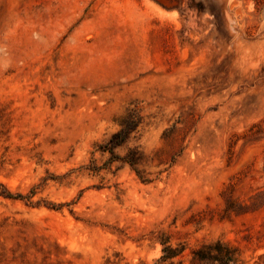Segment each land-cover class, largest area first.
Segmentation results:
<instances>
[{
    "label": "rangeland",
    "instance_id": "rangeland-1",
    "mask_svg": "<svg viewBox=\"0 0 264 264\" xmlns=\"http://www.w3.org/2000/svg\"><path fill=\"white\" fill-rule=\"evenodd\" d=\"M0 264H264V0H0Z\"/></svg>",
    "mask_w": 264,
    "mask_h": 264
},
{
    "label": "trees",
    "instance_id": "trees-1",
    "mask_svg": "<svg viewBox=\"0 0 264 264\" xmlns=\"http://www.w3.org/2000/svg\"><path fill=\"white\" fill-rule=\"evenodd\" d=\"M144 123L145 116L142 109L131 104L119 119L120 129L114 133L106 143L98 145V149L94 152H100L103 157L108 156L106 161L102 166H99L96 160H93L92 164L85 169L92 173H100L104 169L112 171L116 164H118L116 171L128 165L141 181L152 183L157 180L151 178V175L142 169V166L146 162V155L139 146L129 148L125 155H121L117 152L119 149L125 147L133 136L136 137L140 134ZM161 173L163 172L161 171ZM1 194L7 198H16L7 190ZM18 198L23 199L21 195H19ZM168 243V240L162 241L164 245L163 256L160 258L159 263L168 262L181 255L184 251L183 249H174Z\"/></svg>",
    "mask_w": 264,
    "mask_h": 264
}]
</instances>
